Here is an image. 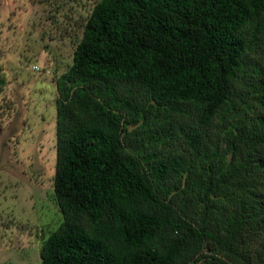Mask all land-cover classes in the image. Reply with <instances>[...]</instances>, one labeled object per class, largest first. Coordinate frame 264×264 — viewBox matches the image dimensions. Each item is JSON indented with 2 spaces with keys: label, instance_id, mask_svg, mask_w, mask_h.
Segmentation results:
<instances>
[{
  "label": "trees",
  "instance_id": "16d2710c",
  "mask_svg": "<svg viewBox=\"0 0 264 264\" xmlns=\"http://www.w3.org/2000/svg\"><path fill=\"white\" fill-rule=\"evenodd\" d=\"M55 82L42 264H264V0H98Z\"/></svg>",
  "mask_w": 264,
  "mask_h": 264
},
{
  "label": "rangeland",
  "instance_id": "374dc122",
  "mask_svg": "<svg viewBox=\"0 0 264 264\" xmlns=\"http://www.w3.org/2000/svg\"><path fill=\"white\" fill-rule=\"evenodd\" d=\"M97 1L0 0V264H42L43 240L62 222L55 80Z\"/></svg>",
  "mask_w": 264,
  "mask_h": 264
},
{
  "label": "built area",
  "instance_id": "2783aa9c",
  "mask_svg": "<svg viewBox=\"0 0 264 264\" xmlns=\"http://www.w3.org/2000/svg\"><path fill=\"white\" fill-rule=\"evenodd\" d=\"M33 68H35V69H39V67H38L37 65H34Z\"/></svg>",
  "mask_w": 264,
  "mask_h": 264
}]
</instances>
